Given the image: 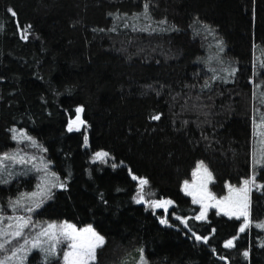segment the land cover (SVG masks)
<instances>
[{
	"label": "trees",
	"instance_id": "1",
	"mask_svg": "<svg viewBox=\"0 0 264 264\" xmlns=\"http://www.w3.org/2000/svg\"><path fill=\"white\" fill-rule=\"evenodd\" d=\"M0 23V154L23 146L11 129L25 130L67 184L53 189L34 220L92 224L105 237L95 264H138L140 249L147 264H264L256 227L264 222V188L251 191L244 233L239 220L214 210L196 221L199 207L181 190L198 161L212 172L217 198L226 183L238 187L253 173L252 124L264 107V0H0ZM17 23L31 25L27 41ZM226 67L236 69L233 77L211 80V69L224 77ZM206 80L211 87L202 90ZM77 106L86 124L69 132ZM101 149L109 157L93 161ZM129 169L149 180L147 198L175 202L168 213L132 199ZM256 177L264 184V169ZM37 182L30 173L0 185V206L11 214L8 199ZM173 213L189 217L208 243ZM232 236L235 246L225 248ZM29 264H40L38 252Z\"/></svg>",
	"mask_w": 264,
	"mask_h": 264
},
{
	"label": "snow or ice",
	"instance_id": "2",
	"mask_svg": "<svg viewBox=\"0 0 264 264\" xmlns=\"http://www.w3.org/2000/svg\"><path fill=\"white\" fill-rule=\"evenodd\" d=\"M8 11L13 17L17 13L9 8ZM149 12V5H144V16L147 19ZM160 24H165L166 21L161 20ZM127 27L128 25L125 24ZM4 25L0 23V30ZM20 38L27 41L29 38L28 29L31 25L25 28H20ZM135 29V25H133ZM206 30L207 26H205ZM114 30V29H113ZM143 31H156L144 27ZM164 29H161L163 31ZM218 53H222L223 42L218 41ZM216 62L223 63L222 57L217 55ZM213 58L208 59L211 63ZM213 75L212 81L222 79L227 82L228 78L235 75L236 69L226 67L223 69L227 73L224 77H218L215 69H211ZM211 84L208 80L201 86L202 90L210 88ZM256 98V93H253ZM260 103L264 105V92L260 94ZM82 106H77L75 109V119H70L67 125V130L72 132L74 129L79 131L86 121L81 118L83 112ZM153 120H158L159 115L150 117ZM254 131L257 127H264V112L260 114V122L257 124L253 120ZM12 140L17 144L27 142L29 147H38L40 151H47V149L38 146L34 137L28 135L23 130L13 128ZM264 135V133H262ZM84 145H88V136L84 135ZM109 152L103 149L96 151L92 155L93 161L100 160L106 161L109 157ZM51 161H45L42 157L35 154H29L24 149L17 148L12 152H4L0 154V185H8L19 175H29L35 173L37 184L32 191H20L14 197H10L7 202V209L11 214H7L5 208L0 206V264H29V258L34 252L40 255V264H95L97 261L98 249L102 248L105 244V237L99 233L92 224H87L84 227H78L76 224L67 220L62 222L56 221H36L33 219V214L40 209L47 200L54 198L53 189H64L67 184L60 179L56 172L50 171L48 165ZM20 166V170H17ZM113 168L116 164L112 165ZM253 173L251 176L243 178L241 184L237 187L226 183L225 187L228 189V194L217 198L208 189V183L213 179L212 172L204 165L203 161H198L196 169L193 171V176L198 179L193 180L191 183L188 180L183 182L181 190L192 198L193 204L200 205V210L194 219L196 221H203L207 218V211L209 207H215L217 214L223 212L229 218L235 217L239 220L243 218V222L239 225V232L243 233L248 229L252 223L250 219V198L249 193L253 187L264 188V184H257L256 168L264 169V147L259 150V154L254 151L252 158ZM129 175L133 181H137L136 193L132 199L138 204H144L146 208H151L155 213L156 209H163L168 213L169 206L175 202L168 198L150 199L149 196L153 193H146V186L149 185V180L146 177L138 176L129 169ZM175 215V219L180 221L185 229L191 232L197 242L208 243L209 237L206 235L197 234L193 226L189 223V217L184 215ZM159 221L161 224L169 225L167 216H160ZM174 226V225H169ZM256 227L264 230V222H257ZM215 232V229H213ZM236 236L224 241L225 248L234 247ZM264 247V242L261 243ZM138 264H147L144 256V250L140 249ZM243 255L248 257V251H244ZM224 259V257H221Z\"/></svg>",
	"mask_w": 264,
	"mask_h": 264
},
{
	"label": "rangeland",
	"instance_id": "3",
	"mask_svg": "<svg viewBox=\"0 0 264 264\" xmlns=\"http://www.w3.org/2000/svg\"><path fill=\"white\" fill-rule=\"evenodd\" d=\"M264 106V105H263ZM262 112H264V107H263V109H262ZM258 114V113H257ZM259 115V118H254L255 120H256V122H257V124H259V122H260V114H258ZM18 130V129H17ZM24 132H26L25 130H23ZM27 133V132H26ZM262 133H264V127H257L256 129H255V131H254V127H253V124H252V153H251V162H252V158H253V153H254V151L257 153V155L259 154V150L262 148V147H264V135H262ZM28 134V133H27ZM28 135H30V134H28ZM31 136V135H30ZM23 146H21L20 148L21 149H24V151H26L27 153H29V154H32L30 151L31 150H34L35 152L33 153V154H35L36 156H38V157H42L45 161H48L44 156H43V154H42V152L39 150V148L38 147H29L28 145H27V142H24V143H21ZM15 151V150H14ZM12 152V151H11ZM48 167H49V170L50 171H52L51 170V164H49L48 165ZM196 169V168H195ZM17 170L19 171L20 170V166H17ZM201 173H198V176L197 177H194V176H192V179H191V181H189L190 183L193 181V180H195V179H198V177H199V175H200ZM25 175H19V176H17L15 179H18V178H20V177H24ZM14 179V180H15ZM212 181V180H211ZM211 181H209V183H208V189H209V184H210V182ZM57 190H62V189H60V188H56ZM183 192V191H182ZM184 193V192H183ZM185 194V193H184ZM227 194H228V191H227ZM226 194V195H227ZM250 194H251V192L249 193V198H250ZM186 195V194H185ZM225 195V196H226ZM187 196V195H186ZM190 199H191V201H192V198L190 197V196H188ZM47 202V201H46ZM45 202V203H46ZM45 203H44V205H45ZM142 204V203H141ZM43 205V206H44ZM194 205H196V206H198L199 207V210H200V205H198V204H194ZM42 206V207H43ZM41 207V208H42ZM40 208V209H41ZM39 210V209H38ZM37 210V211H38ZM211 210H214L215 212H217V209L215 208V207H209L208 208V211H207V216H208V213L211 211ZM199 213V212H198ZM219 214H221V215H223V216H225L224 214H223V212H220ZM225 217H227V218H229L228 216H225ZM233 219H236L235 217H232ZM207 219V218H206ZM205 219V220H206ZM205 220H203V221H205ZM239 221H240V223H242L243 222V218L241 217L240 219H239ZM249 229V228H248ZM248 229H246V231L248 230ZM258 229H260V228H258ZM261 231H263L264 232V230H262V229H260ZM245 231V232H246ZM239 233H241V232H239ZM244 233V232H243ZM263 242H264V238H263Z\"/></svg>",
	"mask_w": 264,
	"mask_h": 264
},
{
	"label": "water",
	"instance_id": "4",
	"mask_svg": "<svg viewBox=\"0 0 264 264\" xmlns=\"http://www.w3.org/2000/svg\"><path fill=\"white\" fill-rule=\"evenodd\" d=\"M83 126H84V125H82V126L80 127V129L83 128Z\"/></svg>",
	"mask_w": 264,
	"mask_h": 264
}]
</instances>
